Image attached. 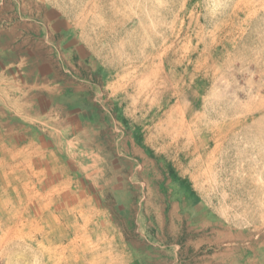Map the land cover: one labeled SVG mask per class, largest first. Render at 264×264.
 <instances>
[{
  "label": "rangeland",
  "instance_id": "rangeland-1",
  "mask_svg": "<svg viewBox=\"0 0 264 264\" xmlns=\"http://www.w3.org/2000/svg\"><path fill=\"white\" fill-rule=\"evenodd\" d=\"M43 2L81 46L59 106L82 118L45 140L42 170L12 139L0 264H129L141 232L168 243L169 217L181 243L218 235L197 255L264 264V0Z\"/></svg>",
  "mask_w": 264,
  "mask_h": 264
},
{
  "label": "crops",
  "instance_id": "crops-1",
  "mask_svg": "<svg viewBox=\"0 0 264 264\" xmlns=\"http://www.w3.org/2000/svg\"><path fill=\"white\" fill-rule=\"evenodd\" d=\"M0 1V161L9 159L14 140V151L21 142L35 146L37 168L42 170L45 140L58 127L81 123L82 111L59 106V96L69 89L66 79H74V56L81 46L73 39L59 40L58 14L43 0ZM163 221L159 224L165 225L166 232L162 230L161 238L168 243L156 248L153 241L158 239L153 236L157 234L141 232L139 240L145 242L146 249H137L130 241L129 264H218L219 254L197 255L204 244L218 243V235L188 239L184 244L179 226L187 220L169 217ZM189 221L188 225H193L189 231L198 228L197 219ZM198 221L202 226V219ZM122 232L119 236L123 237Z\"/></svg>",
  "mask_w": 264,
  "mask_h": 264
}]
</instances>
